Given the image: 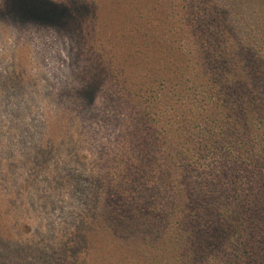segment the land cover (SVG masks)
Returning a JSON list of instances; mask_svg holds the SVG:
<instances>
[{
  "label": "trees",
  "instance_id": "16d2710c",
  "mask_svg": "<svg viewBox=\"0 0 264 264\" xmlns=\"http://www.w3.org/2000/svg\"><path fill=\"white\" fill-rule=\"evenodd\" d=\"M234 2L109 0L104 13L17 0L18 23L78 44L62 75L71 105L40 111L34 150L5 158L0 112V234L48 228L54 188L35 179L44 164L62 171L47 163L54 153L78 151L92 170L78 179L85 209L71 213L79 250L46 264H264V0Z\"/></svg>",
  "mask_w": 264,
  "mask_h": 264
},
{
  "label": "rangeland",
  "instance_id": "374dc122",
  "mask_svg": "<svg viewBox=\"0 0 264 264\" xmlns=\"http://www.w3.org/2000/svg\"><path fill=\"white\" fill-rule=\"evenodd\" d=\"M16 1L0 0V112L7 125L4 132L5 143L7 142L13 147L11 153L7 152L6 159L20 157L31 151L34 145L31 132L38 130L37 127L40 124L38 117H41V110H45L46 106L71 105L66 100L63 102L61 100V95L65 98V93L71 89L70 80L65 81L62 75L69 78L67 76L69 72L66 74L64 69L71 70L67 62L71 59L76 60L77 57L76 50H69L66 46L78 44L74 37H70L67 42L61 34L58 32L55 34L54 30L31 23H18L13 16L15 11H12ZM53 1L70 5L82 2L89 7L91 12L109 13L111 10L109 0ZM232 1L234 2V0ZM229 2L230 0H215L220 8ZM233 5V9L239 12L236 2ZM254 9L252 7L248 11L252 12ZM256 13L258 15L262 13V8L258 3L256 4ZM87 24L88 22L85 23L86 27ZM89 25L93 27L96 24L90 23ZM248 25L253 24L242 18L237 26ZM71 26L76 25L69 24V27ZM38 97L49 99V102L47 104L46 101L38 102L36 100ZM26 109L32 111L26 119L22 118L20 112L16 113ZM12 132H17L15 137H11ZM80 146L87 145L80 144ZM67 148L72 150L70 146ZM32 150L34 149L32 148ZM77 152L71 153L73 156L71 158L66 157V154L54 153L47 163L54 171H63L54 172V176L47 174L50 169L45 166L44 161L41 162L44 164L42 167L44 171L37 175L35 182H41L42 190L46 188L49 191L52 187L54 188L53 201L50 202L46 199L49 201L46 205L49 206L44 208L46 215L43 216L48 228L40 231V227L33 226L31 235H20L15 238H8L0 234V264H46L48 256L56 257L61 248L66 249L69 246L72 249L66 250H79L78 238L75 239V235H70V229L75 226L71 213L78 216L76 207L79 210L85 209V206L77 198L80 192L78 179L83 174L80 179L86 184L87 175L92 173V170L84 168L83 159L75 157ZM81 154L85 153L81 150ZM65 164H68L67 168L64 167ZM38 189L39 187L35 185V192ZM60 190L67 191L69 197L66 201L61 198ZM39 215L40 212L35 209L34 216ZM60 232L65 235H60ZM59 239L61 243L58 241Z\"/></svg>",
  "mask_w": 264,
  "mask_h": 264
}]
</instances>
